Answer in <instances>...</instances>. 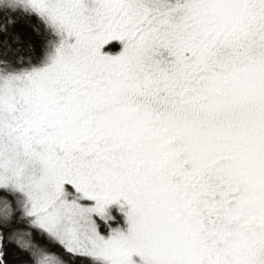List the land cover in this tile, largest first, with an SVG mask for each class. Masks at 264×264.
<instances>
[{"label": "snow or ice", "instance_id": "1", "mask_svg": "<svg viewBox=\"0 0 264 264\" xmlns=\"http://www.w3.org/2000/svg\"><path fill=\"white\" fill-rule=\"evenodd\" d=\"M0 264H264V0H0Z\"/></svg>", "mask_w": 264, "mask_h": 264}, {"label": "trees", "instance_id": "2", "mask_svg": "<svg viewBox=\"0 0 264 264\" xmlns=\"http://www.w3.org/2000/svg\"><path fill=\"white\" fill-rule=\"evenodd\" d=\"M34 21H29L27 19H19L14 26V34H18L21 40V44L15 45L14 47H19L20 52L18 55H27L26 49L29 42V38L33 36L32 25Z\"/></svg>", "mask_w": 264, "mask_h": 264}]
</instances>
